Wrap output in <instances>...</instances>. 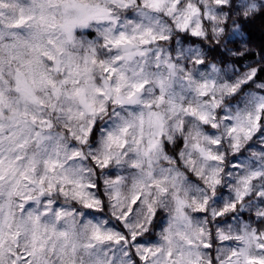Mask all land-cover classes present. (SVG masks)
<instances>
[{"label":"snow or ice","instance_id":"snow-or-ice-1","mask_svg":"<svg viewBox=\"0 0 264 264\" xmlns=\"http://www.w3.org/2000/svg\"><path fill=\"white\" fill-rule=\"evenodd\" d=\"M264 0H0V264H264Z\"/></svg>","mask_w":264,"mask_h":264},{"label":"trees","instance_id":"trees-1","mask_svg":"<svg viewBox=\"0 0 264 264\" xmlns=\"http://www.w3.org/2000/svg\"><path fill=\"white\" fill-rule=\"evenodd\" d=\"M249 35L257 43L264 40V29L260 27L259 21L255 25L250 26Z\"/></svg>","mask_w":264,"mask_h":264}]
</instances>
